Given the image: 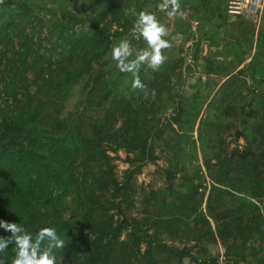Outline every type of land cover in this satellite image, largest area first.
<instances>
[{"label":"trees","instance_id":"1","mask_svg":"<svg viewBox=\"0 0 264 264\" xmlns=\"http://www.w3.org/2000/svg\"><path fill=\"white\" fill-rule=\"evenodd\" d=\"M30 12L28 3H0V90L5 99L0 106V220L22 224L33 236L40 228H55L65 242L54 250L57 264L61 256L75 264H114L119 251L126 264H159L151 255L158 243L135 233L123 206L135 171L126 169L119 182L109 155L123 150L134 156L127 157L130 164L151 159L150 140L157 130L151 111L154 99L162 98L158 73L145 66L140 70L149 92L155 90L151 102L131 90V77L124 74L117 80L129 78L126 88L113 87L117 80L106 57L113 41L131 28L121 3L110 4L93 20L64 14L44 36ZM78 85V107L64 114ZM261 128L242 153L234 152L240 161L234 171L248 180L245 188L256 197L264 193ZM215 190L226 193L222 187ZM67 200L74 206V223L64 216ZM237 206L249 214L257 210L249 202ZM213 219L221 220V214ZM227 228H217L221 238ZM10 235L0 228V237ZM13 247L0 253L6 264L15 257Z\"/></svg>","mask_w":264,"mask_h":264},{"label":"rangeland","instance_id":"2","mask_svg":"<svg viewBox=\"0 0 264 264\" xmlns=\"http://www.w3.org/2000/svg\"><path fill=\"white\" fill-rule=\"evenodd\" d=\"M13 1L29 4L31 17L39 22L37 31L42 36L50 33L52 22H61L60 17L64 14L93 20L97 13L112 3H121L131 22L129 31L115 39L112 46L121 38L129 39L134 49L146 45L131 33L135 20L131 12L133 8L137 12H153L169 30L166 39H172L175 34L180 35L181 43L173 45L175 48L169 57L171 60L156 71L145 66L158 73L157 81L162 82V98L154 99L151 111V123L157 129L150 140L151 159L130 164L127 157L133 158L132 154L126 155L123 150L109 152L114 157L112 165L119 182L125 180L123 173L126 169L135 171L128 184L129 198L123 205L126 216L132 227L137 228V235L158 243V246L153 243L151 255L159 264H264V193L257 197L250 193L245 188L248 180L234 171L240 162L234 152H243L259 124L262 125L261 143L264 146V122H260L259 118L256 123V110L248 107L252 99L251 91H248L250 85L246 82L241 86L240 90L243 91H240L241 97L237 101L233 96H227L228 102L224 99L228 85L222 82L218 84L214 78L212 86L220 90L209 103L206 99L210 98L213 91L207 92L208 84L198 85L203 92L193 94L203 95L206 102L197 101L198 98H192L193 95L186 98L188 92L183 90L185 81L195 75L206 78L214 70L219 82L231 70L230 65L229 69L225 67V63H208L213 54L210 44L214 40L208 32L213 22L210 12L221 8L222 2L225 8L228 0H185V5H181L185 13L183 17H169L158 10L157 5L161 0ZM263 4L264 0L258 11L264 13ZM250 11L256 12L257 9L245 12ZM76 28L80 29L79 26ZM53 29L52 35L58 37ZM230 29L235 31L237 26L232 25ZM109 53L106 58L116 80L121 74L130 78L131 74L121 73L115 68ZM197 59L206 63H192ZM129 78L123 81L125 83L117 80L113 87L117 91L126 88ZM82 85L73 88L65 104L64 114L78 107ZM149 98L150 102L153 101L151 95ZM3 100L0 90V106L5 105ZM194 101L197 102L196 107L192 105ZM230 102H233V106L225 107ZM218 187L226 189V193L218 194L215 190ZM239 202L252 203L257 210L252 209L254 213L249 214L251 211L247 208L240 209L237 206ZM217 214H221V220L215 222L213 218ZM64 216L73 223L77 220L70 200L66 201ZM220 225L222 228L228 226L222 231V238L217 230ZM140 247L141 253H144V241ZM122 258V252H117L114 264H126ZM58 259L61 264H75L64 256Z\"/></svg>","mask_w":264,"mask_h":264},{"label":"clouds","instance_id":"3","mask_svg":"<svg viewBox=\"0 0 264 264\" xmlns=\"http://www.w3.org/2000/svg\"><path fill=\"white\" fill-rule=\"evenodd\" d=\"M3 0H0L2 3ZM158 10L169 17L185 15L181 8L180 0H161L157 5ZM135 20L131 33L136 39H142L146 47L134 49L132 42L127 38H121L110 49L111 60L115 62V68L126 74H131V90L143 93V99L149 96L155 97V90L149 89L140 78L142 66L153 71L161 68L167 60L165 51L172 48V43L166 37L169 30L165 24L158 20L157 16L148 10L137 12L131 9ZM0 228L11 233L8 237H0V253L5 252L9 245H14L15 257L11 264H57L55 249L65 247L64 240L57 235L56 229L52 227L40 228L33 236L22 224L0 220ZM0 264H6L0 259Z\"/></svg>","mask_w":264,"mask_h":264},{"label":"crops","instance_id":"4","mask_svg":"<svg viewBox=\"0 0 264 264\" xmlns=\"http://www.w3.org/2000/svg\"><path fill=\"white\" fill-rule=\"evenodd\" d=\"M196 1L194 0V2ZM180 3L181 5H185V0H180ZM222 3L221 8L211 10L210 12V14H213V17H210L213 22L208 28V32L212 34V38L215 41L212 40L210 44L213 49V54H211L208 63H225V67L229 69L230 65L231 70H228L225 73V78L219 82L217 80L219 76L214 70L206 78L202 75H195L192 79L185 81L186 87L183 90L184 92H188L186 98H190L193 94H196L195 92H203L199 90L198 85L208 84L209 88L207 92L210 93L213 91L210 98L206 99L209 103L216 98L215 94L220 90L219 87L215 88L212 86V78H214L218 84L222 82L228 85L226 95H224L225 101L228 102L230 95L237 101L241 97L240 91H243L242 89L240 90L241 86L247 82L250 85V90L248 91H251L250 93L252 94V99H250L248 107L256 110V123L259 122V118L261 120L260 122H264V13L257 10L256 12L250 11V13L245 12L241 15H234L229 13L227 11V5L224 8V2ZM232 25L237 26L235 31L230 29ZM175 35L169 40L172 42V45L177 42L178 46L181 37H179L180 35ZM173 39H176V41ZM174 48L175 46H172L171 49L165 51V55L167 56L166 62L171 60L169 57L172 56L171 52ZM203 62L198 59L192 61V63ZM236 86L238 89H236ZM202 90H204V87ZM194 95L192 98H198L197 101L206 102L203 95ZM196 104L197 102L195 101L192 103L194 107H196ZM226 106H233V102L226 103Z\"/></svg>","mask_w":264,"mask_h":264},{"label":"built area","instance_id":"5","mask_svg":"<svg viewBox=\"0 0 264 264\" xmlns=\"http://www.w3.org/2000/svg\"><path fill=\"white\" fill-rule=\"evenodd\" d=\"M262 0H228L227 10L234 15H241L249 9L260 7Z\"/></svg>","mask_w":264,"mask_h":264}]
</instances>
